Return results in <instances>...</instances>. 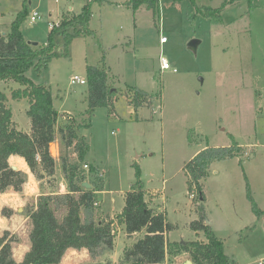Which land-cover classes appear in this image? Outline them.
Wrapping results in <instances>:
<instances>
[{"label": "rangeland", "instance_id": "374dc122", "mask_svg": "<svg viewBox=\"0 0 264 264\" xmlns=\"http://www.w3.org/2000/svg\"><path fill=\"white\" fill-rule=\"evenodd\" d=\"M87 3L90 34L75 36L65 55L63 33H55V55L48 68L37 73L31 66L25 75L53 92L61 114L57 129L68 123L64 112L82 125L78 134L85 137L88 150L79 167L98 188L92 218L113 216L124 205V193L139 180L153 194L151 206L174 225L167 233L169 241H205L202 231L189 228L202 208L205 223L222 240L230 260L258 264L264 259V0H159L155 16L144 4L134 10L125 0H0V31L9 30L23 13V37L42 44L49 23L60 22L62 12L78 14ZM222 5L217 18L203 14L204 7ZM33 10L39 13L35 21L29 18ZM192 39L198 40L195 52L188 48ZM159 56L167 58L169 69H160ZM102 61L108 95L116 99L112 109L98 105L90 112L86 68ZM73 75L86 83L71 84ZM17 87L13 80H0L12 120L28 132V100L11 97ZM135 90L146 94L137 115L130 102ZM231 147L234 156L209 163L201 180L204 199L196 198L195 191L190 194L185 162L207 148ZM49 150L55 159L53 176H34L33 182L26 172L21 192L0 196V215L3 206L12 209L9 217L1 215L0 233L7 230L16 237L11 244L14 257L29 249V208L42 194L67 192L62 159L78 161L59 133ZM91 166L96 168L93 174ZM55 213L60 218L65 208L59 206ZM86 214L82 209L81 216ZM142 234L128 237L120 225L111 249L102 248L93 258L87 250L67 251L60 264H122L123 248ZM182 255L166 256L162 264L190 260L187 253Z\"/></svg>", "mask_w": 264, "mask_h": 264}, {"label": "trees", "instance_id": "16d2710c", "mask_svg": "<svg viewBox=\"0 0 264 264\" xmlns=\"http://www.w3.org/2000/svg\"><path fill=\"white\" fill-rule=\"evenodd\" d=\"M159 0H126L134 10L141 4L151 10L153 16L157 12ZM224 5L217 8H205L203 14L209 17H219ZM91 10L89 4H84L78 14L62 15L57 26L50 28L45 43L32 45L28 43L20 30V22L25 14L19 13L2 35L0 33V80H13L19 84L11 92L14 99L26 98L28 108L26 114L30 120L28 132L18 129L12 120L11 109L6 104L7 97L0 90V193L7 191L21 192L26 182V173L20 169H13L9 163L11 155L24 158L30 171L38 179L53 176L55 173V159L49 147L59 133L63 144L72 147L78 161L71 163L67 158L62 159V171L67 181V192L61 194H42L35 206L29 208L27 215L31 220L29 232V249L24 253L21 261H16L12 253V242L16 237L5 230L0 233V264H59L66 250L86 249L89 255L96 257L102 248L111 249L114 245L116 229L122 226L126 235L131 237L142 232V236L133 243L125 246L122 253V264H162L166 258L176 257L187 253L194 264H234L225 253L224 245L209 224L205 223L206 216L200 208L198 219L189 222V228L196 233L202 231L203 240L169 241L167 233L174 228L168 222L165 213L157 211L151 206L153 194L146 191L139 180L133 182L124 193V205L113 216L95 220L91 216V209L95 202L98 188H86L82 183L86 174L79 167L88 150L85 137L78 134L81 124H75L73 115L64 112L67 120L64 127L57 129L60 113L54 107V95L51 89L43 84L34 83L25 72L33 67L37 73L48 68L54 52V34L63 33L61 51L68 55L69 45L75 36L90 34L88 27ZM71 28L73 31H67ZM99 66L87 65L88 111L92 112L98 105L110 106L116 98L108 95L107 70L104 61ZM146 94L142 90H135L130 99L137 115ZM56 98V96H55ZM137 118V117H136ZM236 146V145H235ZM234 156L231 148H207L201 150L193 158L185 162L183 170L186 176L188 191L197 192L196 198L204 199L201 180L205 178L209 163L214 159ZM90 167V174L95 172ZM136 176L138 166L136 165ZM248 198H253L248 188ZM63 206L65 213L56 216L57 207ZM253 204V208H255ZM86 211L85 218L81 210ZM12 209L3 206L1 215L9 217ZM127 262V263H125Z\"/></svg>", "mask_w": 264, "mask_h": 264}, {"label": "built area", "instance_id": "2783aa9c", "mask_svg": "<svg viewBox=\"0 0 264 264\" xmlns=\"http://www.w3.org/2000/svg\"><path fill=\"white\" fill-rule=\"evenodd\" d=\"M38 17H39V13L36 10H33L31 12L30 16H29L31 21H35ZM49 24L51 26L50 28H52L54 26H57L59 24V21L57 23H55V24H52V23H49ZM164 41H165V37L161 36L160 37V42H164ZM159 64H160V69H162V70L170 68V63L167 60V58L164 57V56H159ZM70 83L71 84H75V83L84 84V83H86V80L80 78L78 75H73L70 78ZM87 166L88 165L86 163L83 164V167L87 168ZM258 264H264V259H260L258 261Z\"/></svg>", "mask_w": 264, "mask_h": 264}, {"label": "crops", "instance_id": "0c3cea01", "mask_svg": "<svg viewBox=\"0 0 264 264\" xmlns=\"http://www.w3.org/2000/svg\"><path fill=\"white\" fill-rule=\"evenodd\" d=\"M126 1V0H125ZM31 14V13H30ZM51 14V13H50ZM64 14H66V15H68V14H70L69 13V11H66V12H62L61 13V15H60V18H59V20L61 19V17H62V15H64ZM8 31V30H7ZM7 31H4L5 33L7 32ZM2 31H0V33H1ZM236 147L238 148V147H241L240 145H236ZM12 157H14V158H19V159H21V160H24V158H22L21 156H18V155H11L9 158H12ZM25 161V160H24ZM23 161V162H24ZM12 164V163H11ZM25 164H26V162H25ZM18 169H21V170H24V172L26 173L27 172V174H28V177H29V179L30 178H32V180H33V182H34V175H33V173L30 171V169H29V167H28V165L26 164V165H24V167L22 166V167H18ZM64 186V185H63ZM65 187V186H64ZM6 193H10V191H7V192H4V193H0V196H3L4 194H6ZM11 193H13V194H16V192H12L11 191ZM1 216V215H0ZM82 250H86V249H82ZM67 251H76V249H73V248H68L67 250H66V252ZM181 256H183L182 254H180L179 256H178V258L179 257H181ZM22 258H23V255H21L20 256V258H18V257H14V259L16 260V261H21L22 260ZM64 258V257H63ZM177 258V257H176ZM63 260V259H62ZM61 263V262H60ZM59 263V264H60Z\"/></svg>", "mask_w": 264, "mask_h": 264}, {"label": "water", "instance_id": "95a60500", "mask_svg": "<svg viewBox=\"0 0 264 264\" xmlns=\"http://www.w3.org/2000/svg\"><path fill=\"white\" fill-rule=\"evenodd\" d=\"M1 34L2 35H4L5 34V32L4 31H2L1 32ZM28 43H30V44H32V45H37L38 44V42H36V41H27ZM197 45H198V40L197 39H192V40H190L189 41V43H188V48L190 49V50H192V51H196V49H197ZM61 115V114H60ZM10 166H11V168H13V169H18V167L16 166V165H14V164H10ZM82 186H85L86 188H90L91 187V185L85 180L83 183H82ZM61 189H62V191H65V187L62 185L61 186ZM208 223V222H207ZM181 242H184V241H181ZM127 264H130V263H127ZM184 264H194L191 260H189V259H186L185 261H184Z\"/></svg>", "mask_w": 264, "mask_h": 264}, {"label": "bare ground", "instance_id": "6f19581e", "mask_svg": "<svg viewBox=\"0 0 264 264\" xmlns=\"http://www.w3.org/2000/svg\"><path fill=\"white\" fill-rule=\"evenodd\" d=\"M9 160H10V162L12 163V164H14V165H16L17 167H24V165H26L25 164V161L24 160H21V159H19V158H14V157H12V158H9ZM24 161V162H23ZM31 179V181H33L32 180V178H30ZM29 182V181H28ZM30 183V182H29ZM28 184V183H27ZM27 186V185H26ZM28 187H29V185H28ZM30 189V188H29ZM3 222H4V220H3V218L0 216V227H2L3 226Z\"/></svg>", "mask_w": 264, "mask_h": 264}]
</instances>
